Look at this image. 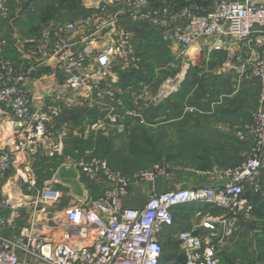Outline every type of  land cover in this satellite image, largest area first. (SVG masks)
Returning a JSON list of instances; mask_svg holds the SVG:
<instances>
[{"label": "built area", "instance_id": "2783aa9c", "mask_svg": "<svg viewBox=\"0 0 264 264\" xmlns=\"http://www.w3.org/2000/svg\"><path fill=\"white\" fill-rule=\"evenodd\" d=\"M12 1L0 0V19L11 16ZM88 10L71 21L49 22L32 44L31 64L26 67L4 56L8 40L0 23V113L26 124L32 139L44 138L56 127L70 98L67 91H74L75 102L82 106L109 112L105 118L111 122L128 116L145 124L140 111L148 105L135 99L138 108L126 111L117 88L122 74L142 70L132 27L143 23L181 52L203 45L219 51L230 41L246 45L251 48L252 74L264 83V39L260 43L256 38H264V5L254 0H219L209 12L174 8L169 0H110ZM47 74L49 98L55 100L37 109L30 82ZM237 135L251 147L243 163L213 169L207 186L151 195L142 209L123 207L122 198L133 183L152 181L161 173L143 172L130 178L102 160L80 161L83 173L100 179L104 189L94 202L64 208L58 241L8 236L7 202L0 201V264H26L30 258L42 264H175L164 261L166 232L175 225L174 209L192 203L201 205L195 212L198 225L175 236L183 264H225L237 243L246 192L264 194V108ZM13 165V154L1 151L0 178ZM42 196L52 204L62 199L52 189H45ZM206 208L221 213L205 214Z\"/></svg>", "mask_w": 264, "mask_h": 264}, {"label": "rangeland", "instance_id": "374dc122", "mask_svg": "<svg viewBox=\"0 0 264 264\" xmlns=\"http://www.w3.org/2000/svg\"><path fill=\"white\" fill-rule=\"evenodd\" d=\"M109 1L18 0L7 23V40L11 43L21 39L32 45L49 22L77 19L87 15L91 6ZM139 28V32L136 26L132 30L135 33V50L142 60V70L122 74L117 88L122 94L126 111L138 108L135 99L143 100L148 105L147 109L140 111L145 116V124L140 123L139 118L128 116L125 120L111 122L105 118L109 112L87 107L78 109L81 104L76 102V110L63 112L55 127L60 131L59 138L64 141V153L58 154L52 150L54 155L46 154L39 159V154L27 147L20 155L13 148V168L5 178H0V201L13 199L15 206L28 209L27 212H20L25 213L24 217L32 222V234L41 231L39 227L48 233V228L52 226L54 230H51L50 238L58 241V234L64 229L61 218L63 208L59 202L50 205L42 198L45 189H53L51 186L54 185L73 198L71 190L82 181L92 193L86 202H94L102 195V181L92 180L83 173L78 165L82 160H102L114 171L130 178L143 172H159L167 178L186 171L194 179L190 185L203 187L209 184L210 171L218 167L238 166L249 155L250 144L242 142L237 131L249 127L253 114L264 108V83L253 74V79L248 80L235 67L230 68L227 57L215 50L209 52L205 47L202 56L198 57L200 52L190 55V52H181L164 42L147 23L140 24ZM250 74L249 77H252ZM240 76L247 79L245 84L242 77L244 84L241 87L236 84ZM73 94L74 91L66 93L75 102L77 98ZM146 97H149V101ZM69 106L65 105L63 110ZM167 107L168 111L164 113ZM186 111H194L184 121L190 128L176 130L177 118ZM208 112L224 114L218 118V122L225 124L228 120L233 122V115L238 114L243 123L235 131L232 128L224 132L212 129L206 135H196L201 128L203 133L204 128L209 129L205 123L209 122L207 118L211 116L202 114ZM161 114H165V117L168 114L173 132L178 131V135L167 136L166 130L158 125L162 120H152ZM189 121L195 122V126ZM52 131H49V136ZM189 132L194 133L187 136ZM39 139L43 138L33 140L38 142ZM47 148L52 149L48 144ZM64 162L66 167H61ZM261 217L264 222V211ZM263 247L258 243L251 250V257L244 250L237 257L246 261L250 258L248 264H258L257 256L264 252ZM171 250L176 251L171 246L166 248L167 253ZM234 256L226 259L225 264H236L233 262L236 260Z\"/></svg>", "mask_w": 264, "mask_h": 264}, {"label": "crops", "instance_id": "0c3cea01", "mask_svg": "<svg viewBox=\"0 0 264 264\" xmlns=\"http://www.w3.org/2000/svg\"><path fill=\"white\" fill-rule=\"evenodd\" d=\"M18 0H13L11 4V8H13L14 3ZM170 4L174 8H180L183 6H189L194 11L199 10L200 12H209L213 10L218 3L219 0H169ZM257 4H263L264 0H254ZM9 22V18L0 19V23L2 26V33L6 37L7 36V23ZM140 25H136V28H139ZM7 38V37H6ZM257 40L261 43L263 41V37L259 36L256 37ZM32 45L24 42V40L18 39L15 42H9L6 47V51L4 53V56L8 58L9 60H12L15 62L18 66H25L31 64V57H30V49ZM201 47V48H200ZM200 47H193L188 52H190V55H193L198 52V57L202 56L203 53H205L207 47V50L209 52H212V48H208V45H203ZM196 49V51H194ZM199 49V50H197ZM214 52L219 53L222 56L227 57L226 61L230 68H236L238 73H243L247 79H253L252 76V64L248 63V59L250 58L251 54V48H249L246 45H239L233 41L227 42L223 45V48L221 50H215ZM237 73V74H238ZM251 73V74H250ZM249 74L252 77H249ZM245 76H240V79H238L236 84H238L240 87L245 83L247 84V79H245ZM242 77H244V83L242 82ZM51 80L50 74H47L40 79H33L30 82L32 92L34 94L35 99V106L37 109H42L46 105H49L51 101L55 99L49 98V82ZM120 85V83H119ZM49 90V91H48ZM58 93V90L56 94ZM67 97V95H66ZM64 97V98H66ZM72 98L66 99L68 104L70 103V106L67 107L62 111L61 116L63 115V112L71 110H76L75 104L76 102L70 100ZM66 102V103H67ZM63 103V102H62ZM81 109L84 106H78ZM86 108V107H85ZM168 107L166 109L167 113ZM188 114H194V111H186L182 113V116L177 118V122L175 125L176 130L180 129H189L190 125L184 124L186 118H188ZM205 116H208L211 118H207L209 122H206V126H209V129H205V133H203L202 130H199V132L196 135H206L208 132L212 131V129L219 130V132H224L226 130H229L232 128V130L235 131V129L240 128L239 126L242 122L241 117L236 114L233 115L231 120H228L225 124L223 122H218V118H221L222 116H225L224 114H217L216 112H208V113H202ZM161 119L162 121L158 124L160 126V129L166 130L165 134L167 136L171 135H178V131L173 132L174 128L171 127L172 122H169L168 114L165 117V114H161L160 117L155 116L154 119ZM61 117L59 118L60 122ZM206 119V118H205ZM169 120V121H168ZM189 124H193L195 126V122L189 121ZM237 124V125H236ZM199 126V125H198ZM189 127V128H188ZM200 127V126H199ZM199 127L195 130H198ZM211 127V128H210ZM193 129V128H191ZM53 130L52 133L48 134L47 137L43 139H39L38 142L34 141L32 139L33 134L31 133L30 129L26 124L19 123L14 121L13 118H11L6 113H0V152L1 151H9L13 153L14 150L19 151L18 155L22 154L23 151H25V147L29 148V150H34L36 154H39V159L43 158L44 155L46 156H52L54 155V152H57L58 154L64 153L65 144L64 141L59 138L60 131L57 128L51 129ZM50 130V131H51ZM56 132V133H54ZM194 132H189L187 134H191ZM56 135V136H55ZM65 140V139H64ZM46 144V145H45ZM47 144L52 148L48 149ZM52 144V145H51ZM45 145V146H44ZM66 157V156H64ZM65 161V160H63ZM61 167H66V162L61 164ZM190 174L186 173V171H183L182 173L173 174L171 177L168 176L167 178L163 175L157 176L154 180L146 182V183H133L130 187L128 195L122 198L121 204L125 208L130 209H142L146 206L149 198L151 195L154 194H162L171 190L176 189H188V188H194L199 186L190 185L193 183L194 179H192ZM175 176V177H174ZM264 180V178H262ZM96 184V183H94ZM97 185V184H96ZM53 188L52 190H58L61 195L62 199L60 200V204L62 206V212L64 208H66L69 205L75 204V203H86V200L89 199V197L92 195L89 190H87V186L84 184V182H79L77 186H75L74 190H71L73 193V198H69V193L64 192V190L57 186H51ZM70 200V201H69ZM76 200V201H74ZM245 200L247 202L246 204V211L241 215L240 220V231L239 236L237 239V243L234 247V250L232 251L230 257L228 260H230L232 255H235L234 258L236 260H233L236 264H248L250 261V258L246 261V259L242 257H237V254H240L242 250L249 252L248 257H251V250L255 249V247L258 246V243L261 245H264V222L262 221L261 215L264 211V194L263 195H254L251 191H247L245 195ZM2 201L7 202V208L8 211L6 212V216L9 219V224L6 226L5 232H7V235L10 237H22V236H30V237H38V234H42L39 236L40 238H46L51 239L50 237L52 234L50 233L52 229L48 228L50 231L47 233L46 231H42V229L39 227L41 231H35V234H32L30 231L33 229L31 227L30 220L28 221L27 218L24 217L25 213H21L20 210H23L27 212L28 209L20 208V206H15V203L13 199H4ZM50 205L52 203H49ZM200 204H185L177 207L174 209V214L176 217V222L173 227H170L167 230V234L165 237V256L164 261H171L175 262V264H183V258L180 255L179 246L175 240V236L177 233L181 231L191 230L193 228H196V226L199 223L200 218H197L195 212L200 210ZM251 207L250 213L247 212V208ZM221 213V210L218 209H205V214L210 215H219ZM38 213H36L37 216ZM62 218V214H61ZM16 219V220H15ZM38 224V223H37ZM9 226V227H8ZM37 227V226H35ZM9 228V232L7 229ZM37 230V229H36ZM63 234V231L60 230V233L58 234V238L61 239V236ZM38 237V238H39ZM54 240V239H52ZM169 246L171 248H175L176 251H172L167 253L166 248L168 249ZM260 247V246H259ZM264 251V247L262 248ZM167 253V254H166ZM255 253V252H254ZM256 255V254H255ZM258 255V254H257ZM259 258L258 264H264V252H261V255L257 256ZM26 264H42L41 262L35 260V259H28L26 260Z\"/></svg>", "mask_w": 264, "mask_h": 264}, {"label": "trees", "instance_id": "16d2710c", "mask_svg": "<svg viewBox=\"0 0 264 264\" xmlns=\"http://www.w3.org/2000/svg\"><path fill=\"white\" fill-rule=\"evenodd\" d=\"M140 30H141L140 28L137 29L138 32H139ZM191 134H192V133H191ZM188 136H191V135L189 134ZM209 167H210V165L207 166L206 168H209Z\"/></svg>", "mask_w": 264, "mask_h": 264}, {"label": "flooded vegetation", "instance_id": "af4514ba", "mask_svg": "<svg viewBox=\"0 0 264 264\" xmlns=\"http://www.w3.org/2000/svg\"><path fill=\"white\" fill-rule=\"evenodd\" d=\"M187 136L189 135V134H186Z\"/></svg>", "mask_w": 264, "mask_h": 264}]
</instances>
